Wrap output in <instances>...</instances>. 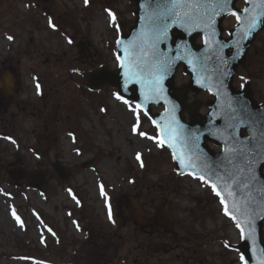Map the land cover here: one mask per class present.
<instances>
[{
	"label": "rangeland",
	"instance_id": "rangeland-1",
	"mask_svg": "<svg viewBox=\"0 0 264 264\" xmlns=\"http://www.w3.org/2000/svg\"><path fill=\"white\" fill-rule=\"evenodd\" d=\"M237 3L246 6L244 0ZM105 9L117 15L118 33ZM135 10L134 0H89L88 7L83 0H0V264H139L142 236L135 234L131 215L140 207L179 231L176 240L166 238L175 246L160 264H241V252L224 246L241 243L238 230L223 215L211 189L178 176L168 149L132 133V113L111 96L116 88L108 86L96 94L78 88L93 68L103 64L117 70L115 41L128 33ZM49 17L56 31L48 27ZM236 24L228 17L224 37ZM8 35L14 40L8 41ZM66 35L73 44L67 43ZM238 70L235 88L250 81L254 99L264 103V30ZM177 73V87L187 91L186 103L199 105L193 117L204 118L213 97L193 94L190 75L183 67ZM7 76L14 80L10 90L5 88ZM139 130L158 133L147 117H142ZM137 153L143 168L135 159ZM56 163L68 170V181L59 178ZM22 168L44 174V191L29 188L26 178L20 186L10 180L8 171ZM101 184L115 225L107 220ZM13 208L23 228L13 218ZM134 236L137 241L131 239Z\"/></svg>",
	"mask_w": 264,
	"mask_h": 264
},
{
	"label": "snow or ice",
	"instance_id": "snow-or-ice-1",
	"mask_svg": "<svg viewBox=\"0 0 264 264\" xmlns=\"http://www.w3.org/2000/svg\"><path fill=\"white\" fill-rule=\"evenodd\" d=\"M231 2L232 0H149L148 8L150 10L144 18L145 25L141 32L128 43H125L121 38L115 41L117 51L113 52V56L117 71L122 78L121 83L118 85L122 91L112 92L111 96L132 113L134 118V123L131 126L132 133L143 139L153 141L155 146L162 150L169 149L172 159L181 167L179 174L187 173L191 178L209 187L218 198L223 215L231 220L238 230L239 238L249 240L254 237L252 225L255 216L264 215V183L257 187L258 178L254 173L256 161L264 162V131L260 134L259 147L244 146L240 138L236 136V131L241 126L248 127L250 121L255 122V117L249 114L243 106L240 109L242 115L238 114L237 110L229 103L228 119L235 123L228 125V128L231 129L228 136L233 143L226 146L225 152L227 165L231 167L224 166L223 171H221L219 166L213 167L201 155H198V144L190 141L184 134V126L176 118L178 105L169 99L164 81L172 72L177 61L183 60L189 66H192L195 58V62L203 65V60H206L207 57H195V53H191L187 44L178 45L175 55H169L168 51L161 48V45L167 41L170 29L175 26L183 28L188 35H191L193 31H200L205 34V45L216 43L219 44L220 49H223L227 42L221 43L214 40L216 35L215 24L218 16L226 15L234 17L238 25L236 33H230V35L239 34L241 40L248 39L259 25L264 24V0H245V3L250 7H245L242 12L233 10L230 7ZM83 4L88 7L89 0H83ZM105 11L110 26L118 33L120 26L117 22V15L110 9H105ZM47 23L53 31L57 30V25L51 17L48 18ZM6 39L13 41L14 37L8 35ZM65 39L69 45L74 42L67 35ZM232 44L237 49V54H239V41H233ZM184 51H188L189 55L181 54ZM73 71L78 72L77 69H73ZM193 71L195 72V68ZM222 75L226 76L227 72ZM97 78L103 79L104 73H97ZM219 84H223L222 78L219 80ZM131 85L139 86L143 103L133 105L122 94V92H127ZM201 87H208V85L202 83ZM36 89L39 95L40 85L38 83ZM208 90L211 91V88ZM150 102L157 104L163 102L166 106L165 122L163 124L158 123L150 116L146 107ZM104 110L101 109V111ZM142 117H147L158 129L156 136L148 135L139 130ZM69 135L72 136L71 133ZM2 138L12 144L17 143L8 136ZM72 139L75 143L74 136H72ZM198 139L197 137L196 140ZM225 143L227 145V141ZM37 159H39L38 155ZM135 159L141 168L145 167L141 153H137ZM99 189L100 196L104 198L108 206L107 220L115 225L116 221L111 206L107 204L108 196L104 185L101 184ZM253 189L260 192V199L252 196ZM67 191L71 199L77 205H80L81 201L73 194L72 190L67 189ZM3 194L8 195L7 193ZM69 215L72 214L69 213ZM12 216L17 224L23 228L24 222L16 214L14 208L12 209ZM73 223L76 224L79 231L80 228L77 222L74 220ZM48 231L52 232V229L49 228ZM53 235H55L54 232ZM41 242L43 243V240ZM224 246L225 248L230 247L227 242ZM240 261L241 264H247L244 256L240 257ZM34 264H39V262H34ZM258 264H264V254L261 255Z\"/></svg>",
	"mask_w": 264,
	"mask_h": 264
},
{
	"label": "water",
	"instance_id": "water-1",
	"mask_svg": "<svg viewBox=\"0 0 264 264\" xmlns=\"http://www.w3.org/2000/svg\"><path fill=\"white\" fill-rule=\"evenodd\" d=\"M235 2L236 0H232L230 7H232L233 10H238L235 7ZM135 3L137 7V11L135 12L137 20L135 25L130 28V33L128 35L120 37L125 43L131 41L141 32L145 25L144 18L150 10L148 8L149 0H135ZM248 7H250V5H248ZM239 11L242 12V10ZM228 16L229 15L218 16L215 24L216 35L214 40L221 43L227 42L223 49H220L219 44L216 43L205 45V34L200 31H193L191 35H188L183 28L175 26L170 29L166 43L161 45V48L168 51L169 55L176 54L175 50L178 45L187 44L191 53H195V57H207L206 60H203V65L195 62V58L192 66H189L186 61H177L176 65L172 69V72L164 81V85L167 89L169 99L178 105L176 118L184 126V134L190 139V141H194L198 144L197 154L201 155L202 158L207 160L213 167L219 166L221 171H223L224 166L231 167L230 165H227L225 152L226 146H230L233 143L228 136V132L231 131V129L228 128V125L230 123H235L234 121H229L228 119V113L230 111L228 108L229 103H231L232 107L237 110L238 114L242 115V113H240V109L243 106L249 114L255 117V122L250 121L248 127L241 126L236 131V136L240 138V141L244 146L259 147L258 142L260 141V134L264 131V119H262L264 118V105H259L253 99V93L250 91L249 82L243 85L242 91H237L233 86V79L236 75L237 68L246 61V56L250 46L257 37V34L264 29V24L259 25L246 40H241L239 34L230 35L231 38L225 39L222 37L224 31L222 22ZM237 28L232 30L230 33H236ZM199 35L203 38V44L201 46L195 45V37ZM233 41H239V54H237V49L233 47ZM181 54L187 56L189 55V52L184 51ZM181 65L184 66L185 72H188L191 75L190 83L194 93H197L198 91H206L210 92L215 97V100L209 104L210 113L204 121L193 118L191 122H187L185 117H183L187 110H189L190 113H194L197 108L195 105H185V92L178 90L176 87V70ZM194 68L195 72L193 71ZM100 72L104 73L103 79L97 78V73ZM224 72H227L226 76L222 75ZM85 77V86L93 91L100 90L103 86L108 84L119 88L118 85L122 81L119 73L110 71L108 67H102L96 71L90 72L86 74ZM221 78L223 79L222 85L219 84V80ZM202 83L207 84L208 87H201ZM209 88H211V91L208 90ZM119 91L122 90L119 88ZM122 94L125 98H132L135 103H143V97L139 86L131 85L129 90L127 92H122ZM154 105L165 107V111L153 114L152 106ZM146 107L150 116L154 120L160 124L165 122L164 117L166 114V106L163 102L159 104L150 102L146 105ZM244 131L246 134H243ZM197 137L199 138L198 140H196ZM211 141L222 147V152H214L210 149L207 143ZM225 141H227V145ZM175 164L177 173H180V165L176 162ZM54 167L61 179L68 180V171L64 167L57 163ZM254 173L258 178L257 187H259L261 183H264V162L260 160L256 161ZM184 175L188 174L185 173ZM9 176L11 181L13 180L16 185H20L22 179L26 176V172L24 170L10 171ZM28 180L29 187L44 191L45 181L42 174L34 173ZM252 196L260 199L261 194L253 189ZM136 219L142 224H147L150 221L149 219H146V215L141 212L136 214ZM263 223L264 215H256L252 225L254 229L253 239L243 240L238 247H235V249L242 251L247 264H258L261 255L264 254Z\"/></svg>",
	"mask_w": 264,
	"mask_h": 264
},
{
	"label": "trees",
	"instance_id": "trees-1",
	"mask_svg": "<svg viewBox=\"0 0 264 264\" xmlns=\"http://www.w3.org/2000/svg\"><path fill=\"white\" fill-rule=\"evenodd\" d=\"M82 93H87L88 90L83 87H78ZM89 93V92H88ZM135 234H141V242L140 245L141 253H143V256L145 258H154L156 260H159L160 257H162L163 254H165V237L168 236L169 233H174L173 239H177V233H179L178 230H166L161 228L160 226H156L155 224L149 225L148 227H141L139 225L135 228ZM157 232H161L159 236H155ZM106 235V234H105ZM116 236V235H115ZM107 239H110L112 241L114 237H106ZM131 239H137V237H131ZM137 241V240H136ZM99 248V246H98ZM97 254L100 253V250L98 249Z\"/></svg>",
	"mask_w": 264,
	"mask_h": 264
},
{
	"label": "bare ground",
	"instance_id": "bare-ground-1",
	"mask_svg": "<svg viewBox=\"0 0 264 264\" xmlns=\"http://www.w3.org/2000/svg\"><path fill=\"white\" fill-rule=\"evenodd\" d=\"M5 82H6L5 88L7 90H10L11 86H14V80H12L11 76H7V78H5Z\"/></svg>",
	"mask_w": 264,
	"mask_h": 264
}]
</instances>
